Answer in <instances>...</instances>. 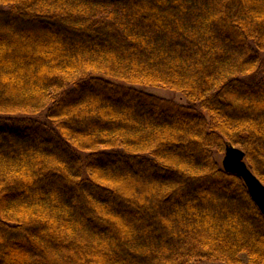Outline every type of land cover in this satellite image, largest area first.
I'll use <instances>...</instances> for the list:
<instances>
[{"label":"trees","instance_id":"obj_1","mask_svg":"<svg viewBox=\"0 0 264 264\" xmlns=\"http://www.w3.org/2000/svg\"><path fill=\"white\" fill-rule=\"evenodd\" d=\"M262 54L264 0H0V264H264Z\"/></svg>","mask_w":264,"mask_h":264},{"label":"water","instance_id":"obj_2","mask_svg":"<svg viewBox=\"0 0 264 264\" xmlns=\"http://www.w3.org/2000/svg\"><path fill=\"white\" fill-rule=\"evenodd\" d=\"M220 168L230 175H235L243 182L249 198L264 217V186L259 179L252 174L245 162L244 152L236 146L226 145Z\"/></svg>","mask_w":264,"mask_h":264},{"label":"rangeland","instance_id":"obj_3","mask_svg":"<svg viewBox=\"0 0 264 264\" xmlns=\"http://www.w3.org/2000/svg\"><path fill=\"white\" fill-rule=\"evenodd\" d=\"M262 56H264V54H262ZM137 90L143 92V93H147L149 95H152V96H157L163 100H167L169 102H172L173 104L175 105H184L186 106V102L183 98L182 95L180 94H174L170 91H165V90H162V89H158V88H140V87H137L136 88ZM33 119L37 120V121H40V122H45V112L44 113H41V114H38V116L36 117H33ZM223 155V154H222ZM222 155L221 154H215V157H216V161L220 164L221 160H222ZM240 261L242 264H248L247 263V258L245 256H241L240 257ZM192 264H215V263H209V262H204V261H200V262H195V263H192ZM216 264H221V263H216Z\"/></svg>","mask_w":264,"mask_h":264}]
</instances>
